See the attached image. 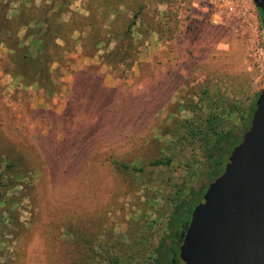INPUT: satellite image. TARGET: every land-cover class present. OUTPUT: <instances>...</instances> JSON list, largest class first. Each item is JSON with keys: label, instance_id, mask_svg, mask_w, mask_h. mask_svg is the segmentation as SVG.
I'll use <instances>...</instances> for the list:
<instances>
[{"label": "rangeland", "instance_id": "374dc122", "mask_svg": "<svg viewBox=\"0 0 264 264\" xmlns=\"http://www.w3.org/2000/svg\"><path fill=\"white\" fill-rule=\"evenodd\" d=\"M118 1L109 31L139 16L132 34L141 52L125 77L120 65L114 73L100 61L101 50L93 57L89 45L66 48L59 89L48 95L5 73L0 47V174L9 183L16 176L5 190L14 200L0 204L7 210L0 216V264H77L96 235L123 244L145 236L155 245L176 201L192 191L202 200L209 183L207 148L222 143L206 134L207 116H218L219 132L244 133L264 87V62L255 54L264 46V17L253 0H246L248 23L218 0ZM85 2L70 6L74 27L84 28ZM170 44H183L188 56L187 68L173 75ZM149 53L157 59L149 62ZM159 158L170 162L154 165Z\"/></svg>", "mask_w": 264, "mask_h": 264}, {"label": "trees", "instance_id": "16d2710c", "mask_svg": "<svg viewBox=\"0 0 264 264\" xmlns=\"http://www.w3.org/2000/svg\"><path fill=\"white\" fill-rule=\"evenodd\" d=\"M36 1L0 0V47L6 48L5 54L3 53L7 59L5 73L20 78L24 86L34 85L48 95H53L58 91L60 85L58 79L63 75L60 68L66 48L85 49L87 45L94 52L90 56L94 57L100 50L103 51L101 56L97 57L102 63H107L112 72L117 71L116 64H118L120 76L122 74L125 77L130 73L141 52L139 43L132 34V27L139 18L138 14L134 13L128 25L120 32L109 31L108 28L112 26L120 12L121 2L86 0L84 8L89 14L80 16L85 21L82 29L74 27L77 12L70 10L74 0H40L38 3ZM202 5L207 6L205 2ZM94 6L95 9L92 8ZM67 13H70V16L66 20L64 15ZM74 33H79L77 38H73ZM111 41H115V45L110 48ZM67 59L70 60V57L68 56ZM55 63L57 66L53 67ZM254 102L250 106V113L241 131H245L250 124ZM206 122L208 125L206 134L214 136L216 143H222L213 147V151L219 153L218 158L213 157L214 152L209 151L210 146L207 148L206 155L211 160V170L207 174L210 182L223 171V168L214 171L221 164L222 156L229 154L242 136L231 131L215 130L219 122L216 114L210 113ZM191 125L193 122L187 121L185 127L190 130ZM188 132L190 135L195 134L194 130ZM197 133L199 134L200 130ZM169 162L168 158H159L152 163L167 165ZM122 167L128 168L124 165ZM212 171L215 175L211 174ZM6 175L0 174V187L4 189L1 191L0 188V204L14 200L15 194L6 197L5 190L7 186L16 185V176H11L12 180L9 183V181L4 182ZM199 193L200 191H192L190 196L186 195L176 201L163 229V236L155 245L151 244L149 247L150 240L145 236L136 242L123 244L109 236L100 239L96 235L85 242V251L80 255L77 264H183L179 257V245L191 211L201 200ZM5 211L7 210H1L0 216Z\"/></svg>", "mask_w": 264, "mask_h": 264}, {"label": "water", "instance_id": "95a60500", "mask_svg": "<svg viewBox=\"0 0 264 264\" xmlns=\"http://www.w3.org/2000/svg\"><path fill=\"white\" fill-rule=\"evenodd\" d=\"M264 17V0H253ZM183 264H264V87L248 128L192 209Z\"/></svg>", "mask_w": 264, "mask_h": 264}, {"label": "built area", "instance_id": "2783aa9c", "mask_svg": "<svg viewBox=\"0 0 264 264\" xmlns=\"http://www.w3.org/2000/svg\"><path fill=\"white\" fill-rule=\"evenodd\" d=\"M218 2H220L221 5L225 6L227 11H229L232 16L242 19L247 23L250 19L249 16L253 14V10L246 0H222V2L218 0ZM250 41L252 44V38L250 39ZM255 54L258 56L257 59H259L261 61V64H263L264 46H258V48L255 49Z\"/></svg>", "mask_w": 264, "mask_h": 264}, {"label": "crops", "instance_id": "0c3cea01", "mask_svg": "<svg viewBox=\"0 0 264 264\" xmlns=\"http://www.w3.org/2000/svg\"><path fill=\"white\" fill-rule=\"evenodd\" d=\"M209 31H210V29H209ZM212 34H214V32ZM217 38L220 39L221 38L220 35H218ZM152 39L153 38H150V42L153 41ZM154 39H156V36L154 37ZM156 44H157V42H155V45ZM170 45H171L170 50H168V52L171 54V56H170L171 57L170 73H171V75H173L174 73L176 74L178 71L183 72V70L187 68L188 56L186 54V50H185L183 44H180L177 46L175 44H170ZM155 53H153V54L149 53V55H150L149 62L153 61V59L154 60L157 59V57L155 56ZM185 55H186V57H185Z\"/></svg>", "mask_w": 264, "mask_h": 264}]
</instances>
